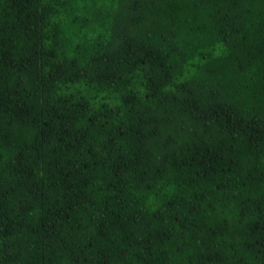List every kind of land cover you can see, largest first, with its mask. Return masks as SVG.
I'll return each instance as SVG.
<instances>
[{"label":"trees","instance_id":"trees-1","mask_svg":"<svg viewBox=\"0 0 264 264\" xmlns=\"http://www.w3.org/2000/svg\"><path fill=\"white\" fill-rule=\"evenodd\" d=\"M0 264H264V0H0Z\"/></svg>","mask_w":264,"mask_h":264}]
</instances>
